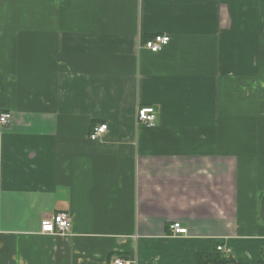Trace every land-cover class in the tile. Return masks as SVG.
<instances>
[{
  "label": "crops",
  "instance_id": "obj_1",
  "mask_svg": "<svg viewBox=\"0 0 264 264\" xmlns=\"http://www.w3.org/2000/svg\"><path fill=\"white\" fill-rule=\"evenodd\" d=\"M4 112L0 264H264V0H0Z\"/></svg>",
  "mask_w": 264,
  "mask_h": 264
},
{
  "label": "built area",
  "instance_id": "obj_2",
  "mask_svg": "<svg viewBox=\"0 0 264 264\" xmlns=\"http://www.w3.org/2000/svg\"><path fill=\"white\" fill-rule=\"evenodd\" d=\"M170 43V38L164 35H158L150 40L144 42L143 47L149 50L151 53H160L168 44ZM158 111L153 108H142L138 110L137 113V123L147 127H155L157 124ZM12 116L8 112L0 114V129L8 126ZM108 129L107 125L96 126L90 135L92 141H99L106 134ZM72 221L68 212H60L53 216H49L41 222V232L48 235H68L71 232ZM171 232L173 235L182 236L188 234V229L184 228L181 223H175L171 227ZM219 251L222 250L221 247L218 248ZM113 264H131L129 261H124L121 258L115 257L112 260Z\"/></svg>",
  "mask_w": 264,
  "mask_h": 264
},
{
  "label": "trees",
  "instance_id": "obj_3",
  "mask_svg": "<svg viewBox=\"0 0 264 264\" xmlns=\"http://www.w3.org/2000/svg\"><path fill=\"white\" fill-rule=\"evenodd\" d=\"M230 261V258H226L225 256H222L220 254H217L215 256H205L202 258H197V264H207L209 262H212L214 264H226Z\"/></svg>",
  "mask_w": 264,
  "mask_h": 264
}]
</instances>
